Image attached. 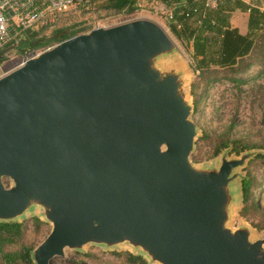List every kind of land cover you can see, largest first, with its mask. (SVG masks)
I'll use <instances>...</instances> for the list:
<instances>
[{"label":"water","instance_id":"95a60500","mask_svg":"<svg viewBox=\"0 0 264 264\" xmlns=\"http://www.w3.org/2000/svg\"><path fill=\"white\" fill-rule=\"evenodd\" d=\"M175 54L159 23L134 18L69 37L0 77V221L40 209L49 231L32 264L122 243L157 264H264V237L227 226L229 184L255 153L228 147L215 166L189 160L198 132L186 77L158 66Z\"/></svg>","mask_w":264,"mask_h":264},{"label":"trees","instance_id":"16d2710c","mask_svg":"<svg viewBox=\"0 0 264 264\" xmlns=\"http://www.w3.org/2000/svg\"><path fill=\"white\" fill-rule=\"evenodd\" d=\"M172 7V19L169 20V32L182 44L190 47V64L198 80L208 84L225 78L232 81L237 98H240L243 84L247 78L253 79L264 72V0H218L214 7H206L203 0H159ZM138 0H90L83 6L95 5L111 14L131 13L137 8ZM80 6V5H79ZM263 8V9H262ZM247 12V31L239 32L230 24L232 12ZM44 26L26 29L18 35V52L44 49L69 37L90 30L92 25L79 26L76 23L55 27L44 35ZM42 33V34H40ZM4 56L0 51V64ZM256 63L259 69L248 74ZM197 83L192 84L193 103L198 106L201 94L195 92ZM264 123V116H263ZM230 127L213 139L211 156L219 154L230 147V152L239 154L252 146L239 140L230 139ZM264 164V155H256ZM262 182L248 173L240 179L242 206L239 215L243 218L253 217L257 223L251 224L258 229L264 227V203L258 202V189ZM264 196V193H263ZM36 232H40L46 223L34 217ZM24 221H0V264H32L30 251L35 246L24 240ZM15 246V248H8ZM112 254L120 264H147L138 254L130 251H115ZM93 257V254H88Z\"/></svg>","mask_w":264,"mask_h":264},{"label":"rangeland","instance_id":"374dc122","mask_svg":"<svg viewBox=\"0 0 264 264\" xmlns=\"http://www.w3.org/2000/svg\"><path fill=\"white\" fill-rule=\"evenodd\" d=\"M141 8L146 12H153L149 13V15L137 13L138 15L129 16L127 15L128 13L111 14L105 9H98L93 4L89 6L76 4L65 14L57 15L55 23L51 27H45L43 33L44 35H48L55 27L72 25L74 23L79 26L92 25L93 28L95 25L108 27L134 18L153 16L154 8L147 5H143L140 9ZM136 9L139 8L137 7ZM135 12L142 13L140 10ZM155 16L159 17H153L158 20L156 22H161L159 24L165 29L167 28L165 31L175 42L177 47V54H175V56H178L177 59L171 56L172 61L170 60L168 64H164L166 58H162L159 60L158 66L165 70L176 68L186 77L184 78V90L186 99L192 107L190 119L196 124L198 132L194 139V149L190 154L189 160L197 167L217 165L224 149L219 154L211 156L212 141L230 127V139L239 140L251 145L252 147L246 148L245 151H253V153H255L246 161L243 167L237 170V172L240 173L241 176H246L250 173L259 181L262 182L263 180L262 187L258 189V202L262 205L264 203V164L260 159H256L255 155H264V123L262 119L264 116V72L255 76L253 79L247 78V80L241 84L242 90L240 98H237L238 93L233 82L225 78L211 81L208 84L200 82L197 73L193 71L190 64V47L187 44H181L173 34L169 32V21L163 18L166 15L162 11H159ZM237 23H240V20L237 19ZM39 50L40 49H31L25 52L15 51L10 56H5L3 62L0 64V77L21 65L25 59L33 56ZM258 69L259 66L255 63L248 74H252ZM194 83H197L195 92L201 94L198 106L194 105L191 95V87ZM227 154L233 155L234 157L238 156L230 152V148L227 150ZM3 182L6 186L11 183L9 179H4ZM229 191L233 196L232 203L234 204L231 207L230 219L227 226L231 229L246 226L251 229L252 238H263L264 227L258 229L251 224V221L257 223V219L253 217L243 218L239 215V210L242 206L241 197H239L240 178H238L237 181L230 182ZM235 196L237 197L236 200ZM40 214V209L34 208L25 213L23 217L17 219L20 222L24 221L25 235L23 241L25 243H30L34 239L36 245L48 233L49 225L47 223L40 232L35 231L32 219L34 217L39 218ZM8 248H15V246L6 247V249ZM115 251L140 253L127 243H122L114 248L87 244L79 251L65 249L62 256H55L51 259L49 264H120L119 259L112 254V252ZM88 254H93V257H90ZM143 257L147 261V264H157L152 262L150 258L144 254Z\"/></svg>","mask_w":264,"mask_h":264},{"label":"built area","instance_id":"2783aa9c","mask_svg":"<svg viewBox=\"0 0 264 264\" xmlns=\"http://www.w3.org/2000/svg\"><path fill=\"white\" fill-rule=\"evenodd\" d=\"M89 1L90 0H0V51H2V55L8 57L13 52L18 51V35L21 31L38 28L40 26L51 27L55 23L57 15L65 14L71 7L78 3L87 5ZM217 1L218 0H203L206 7H214ZM157 10L162 11V9ZM164 14L166 16L163 18H166L168 21L172 19V12H164ZM127 15L132 16L138 14L129 13ZM97 26L99 25H95V27Z\"/></svg>","mask_w":264,"mask_h":264},{"label":"crops","instance_id":"0c3cea01","mask_svg":"<svg viewBox=\"0 0 264 264\" xmlns=\"http://www.w3.org/2000/svg\"><path fill=\"white\" fill-rule=\"evenodd\" d=\"M143 5H147V6H150V7L154 8V14H153V16H144V18L152 19L154 21H158L157 19L153 18V17H156L157 18V16H155L159 12L157 9H162V12L163 13L164 12H169V11L172 12V10H171L172 7L166 6L164 3H162L159 0H138L137 7L139 9H135L131 13H140L142 15L143 14L149 15V13H152L153 12V11L146 12L143 8L140 9V7H142ZM139 10L142 11V13L141 12H135V11H139ZM247 16H248V13L247 12H241L239 10H235L231 14L230 24L232 26H234V27H237L238 30H239V32L245 33L247 31ZM237 19L240 20V23H237ZM159 23H161V22H159Z\"/></svg>","mask_w":264,"mask_h":264}]
</instances>
